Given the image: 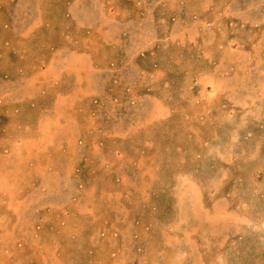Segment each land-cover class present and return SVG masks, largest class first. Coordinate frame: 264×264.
Listing matches in <instances>:
<instances>
[{"label": "rangeland", "instance_id": "obj_1", "mask_svg": "<svg viewBox=\"0 0 264 264\" xmlns=\"http://www.w3.org/2000/svg\"><path fill=\"white\" fill-rule=\"evenodd\" d=\"M0 264H264V0H0Z\"/></svg>", "mask_w": 264, "mask_h": 264}]
</instances>
